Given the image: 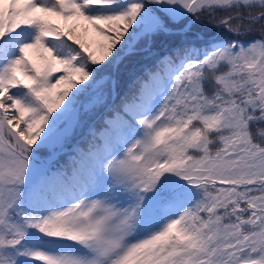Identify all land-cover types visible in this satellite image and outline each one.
I'll use <instances>...</instances> for the list:
<instances>
[{
  "label": "snow or ice",
  "instance_id": "snow-or-ice-1",
  "mask_svg": "<svg viewBox=\"0 0 264 264\" xmlns=\"http://www.w3.org/2000/svg\"><path fill=\"white\" fill-rule=\"evenodd\" d=\"M0 264H264V0H0Z\"/></svg>",
  "mask_w": 264,
  "mask_h": 264
}]
</instances>
